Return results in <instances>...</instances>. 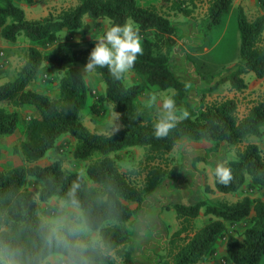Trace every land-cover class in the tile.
<instances>
[{
    "label": "trees",
    "instance_id": "16d2710c",
    "mask_svg": "<svg viewBox=\"0 0 264 264\" xmlns=\"http://www.w3.org/2000/svg\"><path fill=\"white\" fill-rule=\"evenodd\" d=\"M76 6L63 9L58 15L29 20L25 11L13 0H0L1 36L15 43L24 37L32 45L28 58L17 76L0 85V137L13 135L20 124L18 109L34 107L36 116L26 126L21 145L25 165L8 170L0 168V264H43L54 254L73 264H139L130 224L136 219L148 196L166 179H175L179 165H169L168 155L184 139L236 148L235 156L225 167L232 180L221 184L214 176V189L206 192L236 194L247 183L252 193L264 191V154L261 147L249 143V137L264 136V99L256 102L244 117L239 116L236 98H223L204 106L193 115L179 120L167 136L156 137L154 124L157 112L140 101L144 86L160 91H174L179 108L188 104L189 89L174 69L173 50L177 30L169 17L156 7H142L138 0H77ZM162 10L185 17L192 16L187 0H160ZM234 0H208L207 29L222 26L231 13ZM89 18L91 24L86 22ZM240 34V64L236 71L222 77L212 89L227 86L234 93L248 89L246 77L264 78V15L250 20L243 10L237 11ZM133 20L142 37L143 54L138 55L133 72L142 84H128L112 77L107 67L95 71L105 84V93L90 109L103 112L109 101L120 114L122 129L112 135L92 132L81 120L89 105L91 91L83 75L73 64L88 62L96 41L81 46L70 41V33L98 29L103 21L123 24ZM107 30V29H106ZM66 36L63 37L62 34ZM56 46L44 53L39 47ZM43 68L47 74L60 76L58 97L36 92L31 88ZM64 135L76 141L73 156L88 161L85 173L66 170L56 159L47 165L38 164L57 147ZM131 148H146L147 157L141 184L133 182L120 165V154ZM200 159H196L198 161ZM29 178L42 184L40 200L56 198L79 210L86 227L99 233V241L78 244L74 224L64 228L65 238L56 236L51 226L38 213L37 202L26 188ZM179 222L159 254L160 264H199L215 255L220 242L226 241V257L221 264H261L264 257V201L245 196L235 202L210 203L200 200L188 205L174 204ZM207 221L196 226L198 219ZM249 220L244 240L230 228Z\"/></svg>",
    "mask_w": 264,
    "mask_h": 264
},
{
    "label": "rangeland",
    "instance_id": "374dc122",
    "mask_svg": "<svg viewBox=\"0 0 264 264\" xmlns=\"http://www.w3.org/2000/svg\"><path fill=\"white\" fill-rule=\"evenodd\" d=\"M193 13L191 17H185L175 12L162 10L160 0H138L142 7H156L169 17L171 23L177 30L176 45L173 50L174 69L181 81L187 84L189 89L188 104L182 108L177 107V114L181 115L187 111L189 115L195 114L204 106L223 98H236L239 104V116L244 117L250 108L261 99H264V78L258 79L251 76L246 80L248 89L243 93H234L228 90L227 86L212 89L217 81L226 75L236 71L240 64V34L237 28V11L242 6H235L223 24L218 29L209 31L207 29L208 0H187ZM21 7L29 20H41L49 15H58L61 10L77 5V0H13ZM250 20L264 15V0H254L250 7L245 10ZM89 20V18H87ZM88 23L91 24L89 20ZM109 27L108 21H103L98 29L76 31L70 36L74 44L84 46L88 41H95L103 35ZM1 32V29H0ZM66 36L65 33L62 34ZM32 44L24 37L17 42L6 41L0 34V85L13 80L28 58V49ZM56 46H42L39 49L44 52H51ZM68 68H75L84 77L87 86L91 91L89 105L81 113V120L92 132L110 134L109 121L112 118L113 104L106 101L103 112L95 114L90 109L97 97L105 93V84L100 75L96 72L84 73V66L73 64ZM60 76L47 74L43 68L38 79L32 83L31 88L36 92L45 94L50 98L58 97V84ZM128 84H142L141 78L133 72L126 74ZM160 97L174 95V91H160L156 87L144 86L140 98L141 103L156 112L149 103V97L153 94ZM0 106L13 110L12 107L0 104ZM20 124L13 135L0 137V168L8 170L17 166L25 165L21 151V145L26 136V126L29 120L36 116L34 107L18 109ZM117 112V111H116ZM119 131L122 129V123ZM118 131V132H119ZM117 133V132H116ZM257 142L264 154V136L262 138L252 137L246 143ZM77 141L70 135H64L57 144V147L50 151L45 159L39 162L40 165H47L56 159L63 162L66 170L85 173L88 161H78L74 158L73 152ZM245 147V143L241 146ZM236 148H227L214 145L205 141L182 140L168 155L169 165H179V171L175 179L164 180L157 190L147 197L143 208L136 219L130 224L132 238L135 244V258L139 264H160L159 254L166 245L170 235L179 229V222L176 213L168 206L174 204L188 205L205 200L212 204L219 201L235 202L245 196L260 198L264 201V191L252 193L248 183L236 194L228 196L219 193L206 192V186L214 187L213 171L217 165L226 163L235 156ZM146 148H131L120 154V165L134 183L141 184L143 174H130L132 170L142 172L147 157ZM196 159H200L196 161ZM26 188L32 193L37 202L40 217L47 222L56 236L65 238L64 228L68 224H74L78 229V244L87 245L90 241H99V233L89 230L82 218V214L76 208L67 205L63 201L53 198L49 202L40 200L42 184L29 178ZM214 189V188H213ZM207 219L201 218L196 221V226L201 227ZM249 220L244 221L230 228L243 242V232ZM226 241L217 246L215 255L209 256L200 264H221L226 255ZM0 258L2 254L0 252ZM43 264H73L60 254L49 256ZM264 264V257L261 261Z\"/></svg>",
    "mask_w": 264,
    "mask_h": 264
},
{
    "label": "clouds",
    "instance_id": "9594fccd",
    "mask_svg": "<svg viewBox=\"0 0 264 264\" xmlns=\"http://www.w3.org/2000/svg\"><path fill=\"white\" fill-rule=\"evenodd\" d=\"M95 47L90 52L88 62L83 68L84 73H92L97 68L107 67L112 77L121 80L129 73L138 58L143 54L142 37L136 23L129 19L123 24L112 23L110 27L95 40ZM150 105L156 109L157 120L154 124L156 137L167 136L176 123L188 117V112L177 114L174 95L160 97L153 93L149 97ZM120 114L113 110L109 121L110 134L119 131ZM217 181L227 185L232 180L231 170L222 163L218 164L215 173Z\"/></svg>",
    "mask_w": 264,
    "mask_h": 264
},
{
    "label": "crops",
    "instance_id": "0c3cea01",
    "mask_svg": "<svg viewBox=\"0 0 264 264\" xmlns=\"http://www.w3.org/2000/svg\"><path fill=\"white\" fill-rule=\"evenodd\" d=\"M253 1L254 0H234V4H233V7H235V6H242L245 10H247V7H250V5L253 3ZM232 10H233V8H232ZM232 12V11H231ZM90 20V19H89ZM87 18H86V22H88L89 21ZM75 32H72V33H70V35H72V34H74ZM254 74H249L248 75V78H250L251 76H253ZM255 76V75H254ZM28 107H31V106H28ZM252 137H249L248 139H246V141H245V145H247V144H249V143H246L247 142V140H249V139H251ZM252 143H255V144H258L257 142H252ZM40 162V161H39ZM39 162H38V164H39ZM214 188V187H213ZM212 188V189H213ZM220 195H223V196H228V195H230V194H228V195H225V194H220ZM225 255H226V249H225ZM200 264V263H199Z\"/></svg>",
    "mask_w": 264,
    "mask_h": 264
}]
</instances>
